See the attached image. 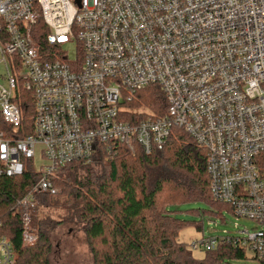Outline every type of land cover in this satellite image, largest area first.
I'll return each instance as SVG.
<instances>
[{
    "label": "built area",
    "instance_id": "built-area-1",
    "mask_svg": "<svg viewBox=\"0 0 264 264\" xmlns=\"http://www.w3.org/2000/svg\"><path fill=\"white\" fill-rule=\"evenodd\" d=\"M0 64V177L29 164L37 174L14 201L23 246L35 241L37 197L59 194L57 168L119 145L149 155L177 128L207 153L212 201L253 223L190 247L225 242L264 264V0H0ZM151 86L164 95L161 116L130 106ZM14 263L0 235V264Z\"/></svg>",
    "mask_w": 264,
    "mask_h": 264
},
{
    "label": "trees",
    "instance_id": "trees-1",
    "mask_svg": "<svg viewBox=\"0 0 264 264\" xmlns=\"http://www.w3.org/2000/svg\"><path fill=\"white\" fill-rule=\"evenodd\" d=\"M17 103L26 122L32 114L30 94L23 93ZM132 105L161 116L166 102L162 91L151 86L137 91ZM206 157L204 149L175 128L164 148L149 155L137 148L132 156L119 145L111 157L100 152L91 164L70 163L57 168L53 185L60 193L37 197L31 214L35 241L23 246L14 201L37 179L29 164L20 177H0V235L14 252V264H50L51 231L58 223L74 220L82 225L94 264H227L229 260H243L244 250L225 242L205 252L200 260L177 242L179 232L191 224L177 219L175 208L179 205L207 204L210 210L196 212L206 218L218 217L222 210L230 213L227 206L214 203L210 197ZM49 208L63 213L59 222L44 215ZM94 244L102 251L98 252Z\"/></svg>",
    "mask_w": 264,
    "mask_h": 264
},
{
    "label": "rangeland",
    "instance_id": "rangeland-1",
    "mask_svg": "<svg viewBox=\"0 0 264 264\" xmlns=\"http://www.w3.org/2000/svg\"><path fill=\"white\" fill-rule=\"evenodd\" d=\"M66 50L70 59L75 56V44H68ZM5 74L4 66L0 64V84L6 85L2 78ZM135 105V104H134ZM133 110L147 112V109L137 106H131ZM35 167L42 164L39 157L35 158ZM60 193V192H59ZM178 212L175 214L180 221H187L191 224L183 228L177 237V242L186 245L188 251L194 259L200 260L205 256V251L201 248L192 249V243L199 242L202 238L221 236L222 232L234 233L237 229H251L253 223L246 219L234 217L227 210H222L220 216L206 218L203 215L196 214L197 211L210 210V207L204 203H186L175 208ZM62 212L51 208L44 211V215L50 216L54 222H59ZM194 224H198V230ZM50 253L48 256L50 264H94L93 254L90 246L82 231V225L76 222L63 221L55 225L49 235ZM98 252L102 251L99 244H94ZM227 264H258L250 252L245 253L243 260H229Z\"/></svg>",
    "mask_w": 264,
    "mask_h": 264
}]
</instances>
